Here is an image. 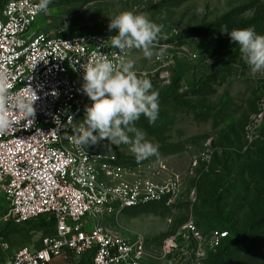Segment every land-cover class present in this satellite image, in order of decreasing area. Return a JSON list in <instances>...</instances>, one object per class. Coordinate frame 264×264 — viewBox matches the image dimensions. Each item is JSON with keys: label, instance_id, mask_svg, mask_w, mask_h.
I'll use <instances>...</instances> for the list:
<instances>
[{"label": "rangeland", "instance_id": "obj_1", "mask_svg": "<svg viewBox=\"0 0 264 264\" xmlns=\"http://www.w3.org/2000/svg\"><path fill=\"white\" fill-rule=\"evenodd\" d=\"M124 11L143 13L161 29L150 59L140 49L128 57L132 70L158 92L156 121L149 124L141 115L134 122L157 147L155 155L144 159L168 158L184 184L171 206L127 209L117 220L108 217L104 226L126 239L143 236L146 249L159 258L155 264H264V240L257 237L264 231V71L252 74L239 46L225 33L251 27L264 35V0H56L31 31L116 33L108 30L109 19ZM85 147L136 158L130 145L106 139ZM204 151L211 159L208 171L199 162L189 176L190 163ZM6 209L1 197L0 213ZM190 223L194 230L183 229ZM215 232L240 242L224 251L222 244L212 248ZM46 236L24 226L7 237L17 250ZM173 237L176 247L163 257L164 242Z\"/></svg>", "mask_w": 264, "mask_h": 264}, {"label": "built area", "instance_id": "obj_2", "mask_svg": "<svg viewBox=\"0 0 264 264\" xmlns=\"http://www.w3.org/2000/svg\"><path fill=\"white\" fill-rule=\"evenodd\" d=\"M54 2L49 0L41 11L39 0H0V198L7 202L0 213V264H52L57 258L63 264L83 259L90 264H155L159 258L146 249L143 236L126 239L104 223L127 209L171 206L183 179L166 157L121 161L115 153L88 150L72 137L86 106L83 65L104 54L119 70L121 54L101 46L116 33L32 32ZM199 162L207 172V151L190 163L189 176ZM40 217L54 222V233L12 251L2 227ZM227 237V232H215L211 247ZM172 239L174 247L164 242L163 257L175 249ZM198 246L202 257L200 242Z\"/></svg>", "mask_w": 264, "mask_h": 264}, {"label": "clouds", "instance_id": "obj_3", "mask_svg": "<svg viewBox=\"0 0 264 264\" xmlns=\"http://www.w3.org/2000/svg\"><path fill=\"white\" fill-rule=\"evenodd\" d=\"M49 0H39L38 10L46 11ZM108 30L115 31L101 46L119 50L120 68L114 66L107 55L83 65L82 93L91 101L85 106L83 121L74 128L73 138L82 146L106 139L113 145H130L137 160L157 153V147L142 129L134 126L141 115L153 124L158 115V92L149 79L133 71L134 63L125 59L129 49H140L145 58H151L152 45L160 32V26L143 13L120 12L109 19ZM230 42L239 46L241 58L252 74L264 71V35L251 27L225 32ZM110 42V43H109ZM69 117V121H71Z\"/></svg>", "mask_w": 264, "mask_h": 264}, {"label": "trees", "instance_id": "obj_4", "mask_svg": "<svg viewBox=\"0 0 264 264\" xmlns=\"http://www.w3.org/2000/svg\"><path fill=\"white\" fill-rule=\"evenodd\" d=\"M187 105L189 106V103H185V106H187ZM193 112H194V114L196 113L195 109ZM198 116H200V115H198L196 113V117H198ZM120 160L121 161H137V158L120 157ZM152 205L165 206L164 203H155ZM144 207H147V205L142 206V208H144ZM24 226H31L33 228V230H36V231L41 232V233H45L47 235H52L54 233V228H55L53 221H46L45 218L40 217V218L28 221V222L20 224V225L8 224L5 227H2L1 234L8 240L7 236L9 235V233H14V231H16L19 228L24 227ZM257 237L261 240H264V231L259 232V234H257ZM239 242H240V239L237 238V239H233V241H232V239H230V235H228V237L222 241V245H221L220 249L222 251H224L226 249L225 247L227 245H230V244L231 245H238ZM9 243H10V241H9ZM10 245H11V243H10ZM11 250H12V248H11ZM12 251H14V250H12ZM81 262H83V263L87 262L88 264H90L89 261H87L85 259L81 260L80 263Z\"/></svg>", "mask_w": 264, "mask_h": 264}, {"label": "bare ground", "instance_id": "obj_5", "mask_svg": "<svg viewBox=\"0 0 264 264\" xmlns=\"http://www.w3.org/2000/svg\"><path fill=\"white\" fill-rule=\"evenodd\" d=\"M183 229H192V228L189 225H185ZM168 243H170L174 247L173 239L172 238L168 241Z\"/></svg>", "mask_w": 264, "mask_h": 264}]
</instances>
